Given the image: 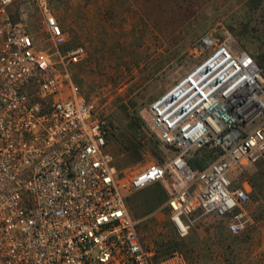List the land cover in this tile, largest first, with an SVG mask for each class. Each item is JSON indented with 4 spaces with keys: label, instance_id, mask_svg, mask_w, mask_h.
I'll list each match as a JSON object with an SVG mask.
<instances>
[{
    "label": "built area",
    "instance_id": "built-area-1",
    "mask_svg": "<svg viewBox=\"0 0 264 264\" xmlns=\"http://www.w3.org/2000/svg\"><path fill=\"white\" fill-rule=\"evenodd\" d=\"M32 1L50 53L0 0V264H188L144 247L128 214V195L155 183L179 238L207 217L246 231L249 191L231 176L264 162V70L227 31L202 37L200 60L141 113L173 156L127 174L107 150V115L73 77L85 47L63 49L49 0ZM201 149L211 156L193 169Z\"/></svg>",
    "mask_w": 264,
    "mask_h": 264
},
{
    "label": "rangeland",
    "instance_id": "rangeland-1",
    "mask_svg": "<svg viewBox=\"0 0 264 264\" xmlns=\"http://www.w3.org/2000/svg\"><path fill=\"white\" fill-rule=\"evenodd\" d=\"M116 1L49 0V4L66 37L63 49L85 47L86 59L72 73L84 95L108 117L107 150L114 166L127 159L129 143L140 149L139 162L117 169L131 174L173 156L172 150L158 142L141 113L200 60L193 47L202 37H221L227 31L234 44L264 70V1L261 8L251 10L249 0H131L129 7L125 5L131 17L121 18L126 28L109 12ZM9 13L40 50L51 52L32 0H13ZM131 123L137 124L136 131ZM231 177L249 191L246 212L252 224L246 231L232 236L221 220L207 217L179 238L163 204L146 213V200L135 198H146L153 191L149 185L126 198L144 247L159 257L180 251L188 264H264V186L257 196L252 195V185H264V162L247 165Z\"/></svg>",
    "mask_w": 264,
    "mask_h": 264
},
{
    "label": "trees",
    "instance_id": "trees-1",
    "mask_svg": "<svg viewBox=\"0 0 264 264\" xmlns=\"http://www.w3.org/2000/svg\"><path fill=\"white\" fill-rule=\"evenodd\" d=\"M264 0H249L248 2V7L251 10H257L258 8H261ZM245 29V27H244ZM132 124V125H131ZM130 128L134 131L137 128L136 123H131ZM129 153L127 155V159L125 161H120L116 163L117 169H121L122 166H126L129 164L137 163L141 160V153L140 149L138 147H135L134 144L129 143ZM132 150V152H131ZM211 156L209 150L207 149H201L200 151H197L191 158L188 160V164L191 168L193 169H203L206 166V159ZM262 176V175H261ZM263 182V180H262ZM153 186V191L150 194H146V198H143L144 196H136L135 198L138 199L140 198L145 199L146 201L144 202L145 206H147L146 213H151L156 207L162 205L165 200H166V193L164 188L160 183H155L152 184ZM264 185L261 184L259 185V188L257 185H252L253 191L252 195L257 196L256 193H261L262 192V187ZM258 189V190H257ZM132 198V197H131ZM130 198V199H131Z\"/></svg>",
    "mask_w": 264,
    "mask_h": 264
},
{
    "label": "crops",
    "instance_id": "crops-1",
    "mask_svg": "<svg viewBox=\"0 0 264 264\" xmlns=\"http://www.w3.org/2000/svg\"><path fill=\"white\" fill-rule=\"evenodd\" d=\"M112 5H113V7L110 9L111 11H109L110 13H112V16L113 17H116L115 18V22H120L121 21V18H124V17H126V16H129V17H131V10L130 9H126V7H125V5H128V7H129V5H131V0H128V2L127 1H125V0H119V1H116L115 2V4L114 3H111ZM125 11V12H124ZM127 12V13H126ZM117 14H120V15H118L119 16V19H118V17L116 16ZM129 19H131V18H129ZM60 22L62 23V25L64 26V27H66L67 26V24H66V20L64 19V17H61V19H60ZM121 22H124L123 23V25L125 26V28H126V23H125V21L123 20V21H121ZM116 24V23H115ZM123 27V26H122ZM124 28V27H123ZM127 28L129 29V32H131V24L129 25V26H127ZM124 30H126V29H124ZM128 31V30H127ZM70 32L72 33V30H70ZM76 46V45H75ZM74 47V46H73ZM70 48H72V47H70ZM67 49V48H66Z\"/></svg>",
    "mask_w": 264,
    "mask_h": 264
}]
</instances>
